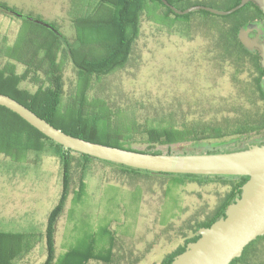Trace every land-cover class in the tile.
Returning a JSON list of instances; mask_svg holds the SVG:
<instances>
[{
    "label": "rangeland",
    "instance_id": "1",
    "mask_svg": "<svg viewBox=\"0 0 264 264\" xmlns=\"http://www.w3.org/2000/svg\"><path fill=\"white\" fill-rule=\"evenodd\" d=\"M192 2H204L221 10L230 5V0H181L174 4L186 9ZM0 3L28 17L53 23L75 45L77 38L84 40L83 33L89 26L85 21L99 19L103 16L99 15L100 7L107 5L102 0ZM164 12L153 15L151 20L143 16L140 34L125 68L103 77L92 93L108 96L111 106L125 108L140 107V103L149 104L152 100L162 109H176L180 112L177 119L184 115L189 123L201 119L225 125L247 110L254 116L261 114L260 102L250 105L249 99L244 102L245 107L237 109V100L247 90L250 92L243 82L247 75L241 73L238 80L233 79L231 60H225L219 48L221 41L231 37L224 24L232 15L206 10L179 16L167 14L165 9ZM41 24L0 9V71L9 63L23 70L24 66L11 59L10 53L20 54L31 45L36 48L38 38L34 41L29 30H43ZM95 42L99 45L101 41ZM77 77V69L67 59L63 71L67 91L73 90ZM22 85L35 89L29 82ZM49 146L45 152L30 149L19 159L0 153V231L25 235L20 241L23 254L13 264H47L49 218L61 203L64 189L63 166ZM184 146L193 150L195 143L172 147L182 151ZM72 155L70 172L76 170V176L81 174V183L80 176L76 181L71 179L66 201L54 217L52 243L58 262L108 264L100 259L114 253L110 264H161L196 233L197 223L211 216L230 191L231 185L221 180L179 182V177L171 174H128L119 165L97 159L84 163L80 173L82 160L79 154ZM25 247H29L26 252Z\"/></svg>",
    "mask_w": 264,
    "mask_h": 264
},
{
    "label": "trees",
    "instance_id": "2",
    "mask_svg": "<svg viewBox=\"0 0 264 264\" xmlns=\"http://www.w3.org/2000/svg\"><path fill=\"white\" fill-rule=\"evenodd\" d=\"M103 1L107 3L104 8L99 9V15L103 13V16L85 21L86 25H89L83 33L86 41L83 39L79 41L77 38L76 45L53 23L35 18L33 20L35 22H39L37 19L40 23L44 22V25L41 24L44 26L43 30L36 32L31 29L29 33L34 36L32 38L34 41L38 38L39 42L36 48L31 45L20 54L10 53L11 59L22 64L24 68L19 71L15 65L5 64L4 71H0V92L17 99L69 134L126 149L151 153H218L241 150L251 144L264 143V89L261 82L264 69L260 65L259 57L245 49L239 41L238 28L231 29L229 32L231 37L221 41L219 48L225 60H231L234 67L233 79L238 80L241 73L247 75L243 82L245 85L248 84L250 92L247 90L246 95L244 93L241 100H237L240 101L237 109L245 107L246 101L249 100L250 105L252 102L256 104L260 102L262 111L258 116L252 115L251 111L247 110L242 116L225 125L201 119L189 123L185 121L187 116L183 115L181 119L179 118L180 120L177 119L176 114L180 112L176 109L169 111L162 109V105L152 100L148 101L149 104L140 103V107L137 105L134 108H125L111 106L108 103V96L101 97L97 92V94L92 93L103 77L125 68L131 57L133 44L140 34L143 16L151 20L154 18L153 15L164 14V9L167 14L179 16L162 0ZM169 1L174 4V1L181 0ZM239 2L240 0H233L227 9ZM196 4H204V2H192L189 7ZM0 9L9 15H16L18 12L15 8L2 3H0ZM24 19L31 20L28 16ZM97 39L101 41L99 45L95 42ZM5 50L3 52L7 55ZM67 59H71L78 75L75 86L70 91L65 89L63 79ZM22 82H29L35 89L25 87ZM173 106L175 107V104ZM229 137L231 139H228ZM186 142L195 143L197 148L188 150L184 146L181 148L182 151H175L172 147ZM136 143L146 144L145 148L135 147ZM47 144H50L52 155L59 158L64 170L61 203L52 211L47 229V264L51 262L53 264H87L88 262L85 261L65 263L66 261L58 262L54 259L55 248L52 243L54 217L61 212L66 201L70 191L68 190L70 181H76V178L81 175L76 176V170L70 172V167L73 165L72 154H79L82 160L80 173L84 163L94 159L119 165L121 171L128 174L154 171L126 166L65 148L17 113L0 105V153L19 159L22 153L30 149L45 152L49 149ZM162 146H165L166 150L160 149ZM156 173L177 176L179 182L191 180L204 183L221 180L231 185L226 200L211 216L199 221L195 228L196 233L186 238L184 244L168 254L161 264H171L174 257L183 252L189 242L200 237L199 228L208 227L220 217L225 216L227 206L241 195V187L249 179L246 175ZM23 238L25 235L22 233L0 231V264H13V261L23 254V245L20 244ZM28 250L29 247L24 252ZM113 257L114 253H110L100 260L110 264ZM230 264H264V235L249 243L242 256L235 258Z\"/></svg>",
    "mask_w": 264,
    "mask_h": 264
},
{
    "label": "water",
    "instance_id": "3",
    "mask_svg": "<svg viewBox=\"0 0 264 264\" xmlns=\"http://www.w3.org/2000/svg\"><path fill=\"white\" fill-rule=\"evenodd\" d=\"M162 1L180 15L194 10L228 15L248 2L255 3L264 12V0H240L239 4L225 10L205 4L180 9L169 0ZM16 15L27 17L19 12H16ZM29 18L35 20L33 17ZM37 21L40 22L39 19ZM239 37L248 49L258 50L264 67V43L257 38H251L246 29L240 31ZM0 105L17 113L65 148L99 159L154 172L249 176L241 187V195L227 206L225 216L208 227L199 228L200 237L189 242L186 249L176 255L171 264H230L235 258L242 256L249 243L264 235V143L251 144L241 150L218 153L142 152L69 134L17 99L2 92H0Z\"/></svg>",
    "mask_w": 264,
    "mask_h": 264
},
{
    "label": "flooded vegetation",
    "instance_id": "4",
    "mask_svg": "<svg viewBox=\"0 0 264 264\" xmlns=\"http://www.w3.org/2000/svg\"><path fill=\"white\" fill-rule=\"evenodd\" d=\"M233 3V0H230V5ZM240 3V2H239ZM238 3V4H239ZM236 6V5H235ZM227 9V8H226ZM230 9V8H229ZM229 15V14H228ZM232 17L226 21L224 27L229 33L231 29L238 28V39L241 44L251 52L254 56H258L261 63V56L257 49H248L241 41L239 33L242 29L248 30V35L251 38H257L260 42L264 43V12L253 2H248L240 9L231 13ZM263 67V66H262ZM264 69V67H263ZM261 82L264 89V73L261 74ZM54 156V155H53ZM199 233V232H198Z\"/></svg>",
    "mask_w": 264,
    "mask_h": 264
}]
</instances>
